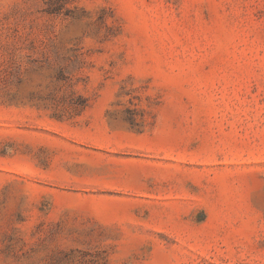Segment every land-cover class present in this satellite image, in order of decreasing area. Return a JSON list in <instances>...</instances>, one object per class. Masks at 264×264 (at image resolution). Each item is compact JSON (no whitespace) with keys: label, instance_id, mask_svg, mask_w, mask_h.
I'll list each match as a JSON object with an SVG mask.
<instances>
[{"label":"rangeland","instance_id":"1","mask_svg":"<svg viewBox=\"0 0 264 264\" xmlns=\"http://www.w3.org/2000/svg\"><path fill=\"white\" fill-rule=\"evenodd\" d=\"M0 264H264V0H0Z\"/></svg>","mask_w":264,"mask_h":264}]
</instances>
